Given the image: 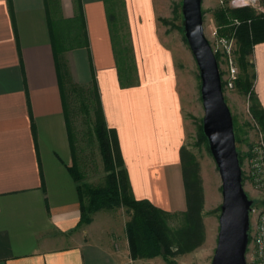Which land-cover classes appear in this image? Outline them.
Returning a JSON list of instances; mask_svg holds the SVG:
<instances>
[{
  "label": "crops",
  "instance_id": "obj_1",
  "mask_svg": "<svg viewBox=\"0 0 264 264\" xmlns=\"http://www.w3.org/2000/svg\"><path fill=\"white\" fill-rule=\"evenodd\" d=\"M125 5L135 65L129 85L120 82L105 0H0V264L128 258L126 235L113 232L107 210L77 227L73 84L96 82L133 196L172 213L187 208L185 127L169 57L145 0ZM251 57L264 111V40Z\"/></svg>",
  "mask_w": 264,
  "mask_h": 264
},
{
  "label": "rangeland",
  "instance_id": "obj_2",
  "mask_svg": "<svg viewBox=\"0 0 264 264\" xmlns=\"http://www.w3.org/2000/svg\"><path fill=\"white\" fill-rule=\"evenodd\" d=\"M251 1L254 3L247 6L254 9L257 14L264 15V0ZM181 2L182 0H145V6L149 8L150 16L154 20L157 39L161 47L166 51L167 57H169L168 60L174 77L176 102L178 103L185 127L183 159L187 170L191 169V173L197 177L203 196L201 214L204 239L194 249L171 256L169 258L171 263L157 256L152 258H135L139 264H210L217 242L221 182L213 157L206 143L199 136V126L203 117V107L200 97V76L195 58L187 41L184 39V33L181 29L183 25ZM112 3L114 4V11L118 19V28L115 31L117 41L121 42L122 45L124 43L125 47H128L131 44V37L125 0H123V3L121 0H112ZM244 3L245 0H202L204 30L209 42L212 40L211 31L213 24L218 27V32L222 28H225L226 34H229L233 30L235 20L241 22L238 28L244 22L238 18H231L227 24L220 26L215 19V11L222 7H245ZM159 18L166 20V23L161 22ZM246 22L250 24L251 21L247 20ZM237 49L238 41L236 37V59ZM248 59L252 61L251 56H248ZM217 61L223 83L224 98L231 111L237 136L236 148L242 154H247L256 138L249 112V97L236 88L231 90L225 88V63L221 58ZM68 90L77 152L76 168L80 172L82 171L84 182L92 185L102 184L106 172L103 168L98 143L92 130L93 115L92 109H90L92 108V104L89 101L90 98L88 99L85 95L81 97L73 93L69 88ZM85 105L88 110L85 108ZM244 189L248 197L258 205L260 203V195L250 187H245ZM105 218L108 220L110 228L115 234L126 235L125 223L129 220L130 213L125 207L120 206L113 210H107ZM96 219L100 223V218L97 217ZM167 224L169 228L176 229L183 224V217L172 216L167 219ZM128 256H130V253Z\"/></svg>",
  "mask_w": 264,
  "mask_h": 264
},
{
  "label": "trees",
  "instance_id": "obj_3",
  "mask_svg": "<svg viewBox=\"0 0 264 264\" xmlns=\"http://www.w3.org/2000/svg\"><path fill=\"white\" fill-rule=\"evenodd\" d=\"M121 1L123 3V0ZM105 2L117 56L120 82L122 85H129L134 81L135 71L132 50L130 45L125 47L124 43L122 45L121 42L117 41L115 31L118 28V19L114 11V4L112 0H105ZM202 12L204 13L203 10ZM231 18L244 21L236 32L238 41L236 63L239 71L234 80V85L240 92L248 95L250 101L249 112L264 132V111L253 92L254 63L248 59V56L252 55L254 44L264 40V15L257 14L254 9L248 6L238 8L222 7L215 11V19L220 26L227 24ZM159 20L166 23V20L162 18H159ZM247 20L251 21L250 24L246 22ZM181 29L183 31V25ZM219 34L226 35L225 28H222ZM215 56L217 60L220 58L219 54H215ZM70 90L81 97L85 95L88 99L90 98L89 101L92 104L90 109H92L93 115L92 130L106 172L102 184L92 185L83 181V175L76 167H69V171L77 182L80 200V216L77 227L90 223L93 214L97 211L113 210L123 206L130 213V218L125 223V234L132 258L160 256L171 263L169 260L171 256L188 252L200 245L204 239L201 214L203 196L197 177L191 173V169L187 170L185 165L183 159L184 147L181 148V166L187 201L186 210L172 213L159 208L146 199H136L130 189L121 154H119L117 140L113 131L107 127L96 82L93 81L90 85L73 84ZM85 108L87 109L86 105ZM199 129L200 139L208 147L207 139L202 131V122ZM235 139L237 140L236 132ZM238 152L241 165L246 154ZM218 209L220 211V206ZM172 216H182L183 224L176 229L169 228L167 219Z\"/></svg>",
  "mask_w": 264,
  "mask_h": 264
},
{
  "label": "water",
  "instance_id": "obj_4",
  "mask_svg": "<svg viewBox=\"0 0 264 264\" xmlns=\"http://www.w3.org/2000/svg\"><path fill=\"white\" fill-rule=\"evenodd\" d=\"M181 13L184 37L199 70L202 131L221 182L217 242L210 264H246L253 200L243 187L232 114L217 58L205 34L202 0H182Z\"/></svg>",
  "mask_w": 264,
  "mask_h": 264
},
{
  "label": "built area",
  "instance_id": "obj_5",
  "mask_svg": "<svg viewBox=\"0 0 264 264\" xmlns=\"http://www.w3.org/2000/svg\"><path fill=\"white\" fill-rule=\"evenodd\" d=\"M254 2L245 0L244 6ZM240 21H234L231 33L220 35L218 27L212 26V40L210 44L214 54H219L225 63L226 78L224 86L226 89H234V80L238 73L235 58L236 30ZM251 123L256 133L255 141L251 144L248 153L241 164L243 187H250L260 196V203L254 202L249 211L250 226L249 239L245 253L246 264H264V132L251 116ZM124 264H139L135 258L128 256Z\"/></svg>",
  "mask_w": 264,
  "mask_h": 264
}]
</instances>
